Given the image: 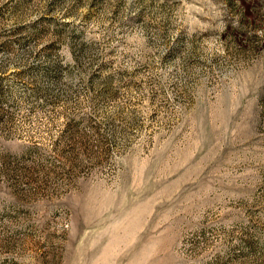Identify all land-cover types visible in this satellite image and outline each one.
Masks as SVG:
<instances>
[{
    "label": "rangeland",
    "instance_id": "1",
    "mask_svg": "<svg viewBox=\"0 0 264 264\" xmlns=\"http://www.w3.org/2000/svg\"><path fill=\"white\" fill-rule=\"evenodd\" d=\"M0 264H264V0H0Z\"/></svg>",
    "mask_w": 264,
    "mask_h": 264
}]
</instances>
